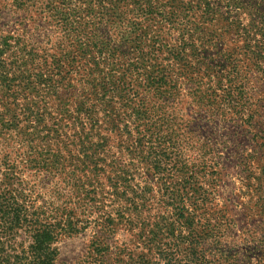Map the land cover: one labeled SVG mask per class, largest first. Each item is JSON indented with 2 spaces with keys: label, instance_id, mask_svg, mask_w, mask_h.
<instances>
[{
  "label": "trees",
  "instance_id": "obj_1",
  "mask_svg": "<svg viewBox=\"0 0 264 264\" xmlns=\"http://www.w3.org/2000/svg\"><path fill=\"white\" fill-rule=\"evenodd\" d=\"M220 14L239 46L216 64L200 22ZM239 51L264 81V0H0V264H60L80 234L77 264H264V104ZM183 89L197 107L171 123ZM234 166L263 227L216 201Z\"/></svg>",
  "mask_w": 264,
  "mask_h": 264
},
{
  "label": "rangeland",
  "instance_id": "obj_2",
  "mask_svg": "<svg viewBox=\"0 0 264 264\" xmlns=\"http://www.w3.org/2000/svg\"><path fill=\"white\" fill-rule=\"evenodd\" d=\"M221 12H224L223 10ZM228 17H222V15L214 16V19L204 22V19L201 20L200 26V36L204 39H208L209 42H206L205 47L203 48L207 57L214 58L213 63L217 64L219 61L218 52L224 51L226 48L238 47V37L235 32V28H229L227 26ZM17 22L11 21V29L14 30ZM32 23L28 22L24 25L28 31L30 38H34L36 34L33 31ZM213 42V43H212ZM237 58L241 59V64L243 65L245 71L247 72L248 81L246 82V89L249 95L251 96L252 101L259 104H264V81L260 79V74L254 69L252 61L248 58L247 55H242V52L239 51ZM181 78V76H180ZM78 76H74L70 79V82H76ZM180 85L182 80H179ZM183 85V84H182ZM187 88V86H184ZM189 91L185 89L182 90L181 94L178 95L174 100L171 106L167 108V112L171 114L169 121L171 123H180L182 119H187L191 116V111L189 108L197 107L196 104L191 102L189 97ZM244 147L250 150V147H254V142H251L250 139L246 141H241ZM225 155L224 151L222 152ZM226 176L216 185L217 189V199L216 201L220 204L223 203V200L228 199V204L231 210V213L235 216L237 221V226L235 231L237 233L241 232L242 228H247L249 230L255 229L258 225H261L260 221L263 219L259 215L250 214L252 202L251 195L248 192L247 186L244 184L248 181L244 179L245 173L242 172L241 168L238 166L231 167L227 172ZM224 198V199H223ZM250 208V209H249ZM259 230V229H258ZM264 234V229L262 231ZM88 242V236L84 234L75 235V236H63L60 240L59 246V256L58 262L60 264H77V260L83 255L86 249ZM256 249L254 250V252ZM252 264H257V258L252 257Z\"/></svg>",
  "mask_w": 264,
  "mask_h": 264
}]
</instances>
